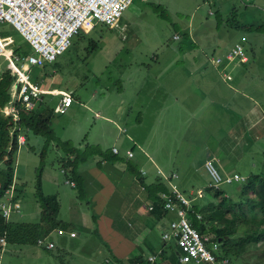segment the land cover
<instances>
[{
  "label": "rangeland",
  "instance_id": "374dc122",
  "mask_svg": "<svg viewBox=\"0 0 264 264\" xmlns=\"http://www.w3.org/2000/svg\"><path fill=\"white\" fill-rule=\"evenodd\" d=\"M210 1L211 4L209 0H150L144 3L136 0L124 12L118 26L109 28L98 23L91 31L76 34L71 46L59 56L57 69L51 63L46 67L17 64L29 75L31 82L42 88L74 91V106L65 116H56L52 124L62 140L71 136L72 144L79 147L78 155L84 158L80 166L86 160L94 165L101 156L102 160L107 158L133 167L134 172H145L143 177L147 183L157 177L164 180L163 175L176 174L178 178L174 176L172 182L179 184L187 195L191 191L194 194L203 191L204 197L196 198L193 204L197 203L201 210L207 206L204 212L212 214L213 198L207 189L210 176L204 166L211 154L219 157L217 168L223 175L237 172L246 177L251 174L264 177V0H214L216 5ZM214 7L213 13H209ZM252 25L254 28L249 29ZM0 26L3 36H12L15 40L11 50L23 49L36 55L10 23L1 22ZM242 36L250 61L237 67V72L235 69L224 72L225 76L232 77L225 79L217 71L215 61L224 57L226 50ZM92 40L97 43L96 49L88 47ZM0 67L9 68L4 57H0ZM16 85L18 83L8 92L12 101L18 97ZM45 98L55 105L60 100V96ZM1 112L4 113L3 109ZM96 112H102V117ZM104 116H111L116 122H107ZM19 137L20 147L26 140L22 143L25 136ZM31 138L30 145L37 147L34 142L37 136L32 134ZM39 139L42 147L37 154L29 152L27 146L21 149L14 176V182L25 190L19 213L27 217L22 221L29 223L41 218L40 204L35 196L45 141L41 136ZM114 146L127 147L128 156L129 152L135 156L114 154L113 149L118 152ZM56 148L59 150L50 144L45 150L46 162L55 167L61 195L64 197L66 191L77 194L64 174L68 167H64L61 153H66L61 147ZM4 168L0 164V169ZM159 170L163 175L158 174ZM237 186L226 188L228 198H237ZM136 188L141 196L146 193ZM124 191L122 187L117 192L105 214L99 208L101 199L96 196L88 209L97 226L95 231L81 229L86 245L76 249L96 264H108L107 258L113 260L110 264H114L117 257L128 258L130 235L140 229V216L135 218L129 212L133 195ZM42 192L44 196L56 193L54 182L44 179ZM86 199L79 200L83 214L90 204ZM138 202L143 203L142 212L147 214L145 199L139 197ZM63 204L60 214L70 219L68 201ZM174 218L172 215L165 219L166 225ZM250 224L249 230L253 227L259 231L257 226ZM149 228V235H139L142 248L148 245L157 251L164 247L166 251L160 260L165 261L164 264L177 263V258L171 257L174 249L164 246L158 228ZM59 236L61 234L52 232L56 241ZM31 246L36 255L29 259L27 253H20L16 264H45L47 252L53 254L48 251L52 249L47 250L45 246ZM76 249L69 263L57 261V264L90 261L82 257L74 260ZM13 254L12 250L7 253L4 261ZM39 257L45 261H38ZM237 263L264 264V243L249 245L243 259Z\"/></svg>",
  "mask_w": 264,
  "mask_h": 264
},
{
  "label": "built area",
  "instance_id": "2783aa9c",
  "mask_svg": "<svg viewBox=\"0 0 264 264\" xmlns=\"http://www.w3.org/2000/svg\"><path fill=\"white\" fill-rule=\"evenodd\" d=\"M136 0H0V23H10L21 36L34 49L36 55L28 54L23 49L11 50L15 44L12 36H3L0 26V57H4L9 63V68L19 77L20 85H16L18 97L16 101L10 100L2 109L6 115H12L18 120V102H21L27 109L34 110L36 101H42L44 95L60 96V100L55 105L57 115L65 114L74 102L71 91L52 88L45 89L37 83H33L26 75L21 66L25 64L33 66H44L52 63L64 54L71 46L72 38L81 31H91L98 23L106 24L112 28L118 23L124 12ZM148 2L150 0H139ZM213 2V1H212ZM211 4V1L209 2ZM214 4V3H213ZM244 40V38H243ZM20 48V47H19ZM228 58L237 63L247 62L248 56L243 43H236L228 54ZM222 59L218 57L217 63ZM220 72L223 68L220 66ZM2 71L0 67V72ZM230 79V76L224 75ZM20 138V137H19ZM22 143L25 139L22 138ZM117 152L116 149H114ZM118 153V152H117ZM129 152V156H132ZM219 158L216 154H211L205 161V169L210 176L208 187L213 190L238 185L241 188L246 177L240 173L223 175L217 168ZM165 177L169 182L173 177ZM171 183V182H170ZM171 194L163 193L165 209L175 215V218L168 225L163 226L162 241L166 245L175 243L178 248V260L176 264H219L218 255L221 251L220 244L212 235H202L192 224L189 211L196 198L203 196V191H191L188 195L179 190L175 184H171ZM237 189V187H236ZM22 208L17 196L14 184L8 188L0 201V215L6 220H10L14 213H19ZM151 209V207H150ZM201 218V214H197ZM58 234L66 231L58 227ZM75 231L70 232L71 237H75ZM8 240L6 232L0 236V264L3 260ZM37 245L45 246L47 249L55 248V243L48 240V236L38 239ZM164 251L160 248L156 253L152 252L147 256L146 264H163L160 260ZM227 259H223L221 264H226Z\"/></svg>",
  "mask_w": 264,
  "mask_h": 264
},
{
  "label": "trees",
  "instance_id": "16d2710c",
  "mask_svg": "<svg viewBox=\"0 0 264 264\" xmlns=\"http://www.w3.org/2000/svg\"><path fill=\"white\" fill-rule=\"evenodd\" d=\"M213 3L216 5L214 0ZM214 10L215 7L210 8L209 13H213ZM253 26L254 25L249 26V29L254 28ZM256 28L259 27L257 26ZM243 37L244 36H242L239 41H236L234 45L242 42L245 48ZM233 46L226 50L224 57H220L222 59L220 63L215 61L217 71L223 77V73L218 70L220 66L224 69L223 72L225 71L228 73L232 72L235 66L234 60L228 58V54ZM88 47L96 49V41H89ZM88 47L86 48L88 49ZM88 52L89 51H87V53ZM243 63L245 62H242V64ZM47 64L44 66L46 67ZM51 65H53L54 69H57L59 66L58 59L52 62ZM224 78L227 79L226 77ZM231 78L232 77H230V79ZM16 83L19 84L18 75L10 68L2 69L0 72V110L10 102L11 99L8 92ZM47 96H44L42 101H36L37 107L34 110L27 109L21 102L16 103L18 108V120H15L12 115H5L3 112L0 113V163L2 162L5 166L3 170L0 169V198H2L5 191L14 184L17 153L19 150V135L25 131L36 136H41L45 141L43 151L40 154L41 163L36 178V188L41 205L40 221L36 223L17 222L11 221V219L6 220L0 215V236L6 232L8 242L20 245L29 244L36 246L38 239L49 236L59 226L62 228L65 226L63 225V221L58 218L60 210L58 197L55 195L45 197L42 193L43 173L47 154L45 150L47 151L50 144L61 147L66 153L65 156L67 158H72L68 164V167H70V176L67 178V182L76 188L79 200L83 201L86 199L83 179L77 170V165L79 162L83 161L84 158L79 157V147L73 145L72 141L61 140L57 136L52 124L53 119L57 116L54 111L55 104H53L52 100L45 98ZM161 174L163 175V173ZM172 175H163L164 180L170 186L162 181V179L152 185H146L153 200V205H151L150 209L151 215L164 218L169 214L165 209V202L162 194H171L172 179L170 183L165 177H171ZM141 178L143 179L144 177L141 175ZM177 178L178 176H176V179ZM207 189L212 194L211 196L214 201H212L211 205L213 209L212 214L204 212L207 206L201 210V208H198L199 205L194 203L189 211L190 220L193 226L202 235H212L213 238L219 242L221 248L218 255L219 264H221L223 259L228 260L226 264H238L237 261L243 259V254L248 251L249 245L264 243V177H261L259 174L248 175L245 182L242 183L241 188L238 189L237 186L238 201L237 198H228L229 195L226 194V188L222 190H213L211 187H207ZM203 197L204 194L201 198ZM198 213L201 214V218L197 217ZM252 222H254V224ZM250 223L253 226H257L259 231H256L253 227L249 230L248 224ZM170 247L174 249L171 254L173 256L171 257H176L178 260L176 244L171 243ZM161 248L163 251H166L164 247ZM233 258L237 259V261H233ZM116 262L119 264H146L147 255H144V252L141 251L133 257L116 259ZM107 263L109 264L110 260H107ZM168 264H176V262H169Z\"/></svg>",
  "mask_w": 264,
  "mask_h": 264
},
{
  "label": "crops",
  "instance_id": "0c3cea01",
  "mask_svg": "<svg viewBox=\"0 0 264 264\" xmlns=\"http://www.w3.org/2000/svg\"><path fill=\"white\" fill-rule=\"evenodd\" d=\"M249 61H250V58H249ZM235 64H237V66ZM234 65L235 66L233 67V70L235 69L237 72V67H241L242 63H237L236 61H234ZM218 70H219V68H218ZM73 104L69 107V110L67 111V113H65L63 115H57V116H65L66 114H68V112L74 106ZM96 113H99L98 117H102V114H101L102 112H96ZM104 117H105V120L107 122H110V123L116 122L115 118H112L111 116H104ZM20 135L25 136L26 143L23 146L19 147V150L17 153V163L19 161V157H20V153L22 151L21 150L22 148L27 146L29 148V152H32L33 154H37L36 152H38V150H41V147H42V141H41V139H39V136H37V139H35V141H34L37 144V147H35V146L30 145V143L32 142V138H31L32 134L31 133L24 131ZM58 137L60 138V136H58ZM66 140L71 141L72 140L71 136L68 137ZM53 145L55 146L56 151H58L59 149L56 148V145L55 144H53ZM114 148H118V147L114 146ZM42 151H43V149H42ZM112 151L114 154H122L123 156L124 155L128 156L127 153L130 150H129V148L122 146L121 149L118 148V153H115L114 149ZM61 154L63 155V156H61V158L63 159V161H65V163L63 164L64 167L65 166L68 167V164L70 163L72 158H67L63 153H61ZM134 156H135V154L132 157H134ZM219 161H220V159H219ZM88 162H89V160H86L82 163L81 166L79 164H78L79 166L77 165V170H79V175L83 179L84 190H85V194H86L88 203H90L86 209L87 211H85V214H83L82 205H81L82 208L79 207V204H80L79 199H78L77 194L75 192L73 193L72 191H66V195H64V197L61 195L60 189L58 187V180H57L58 177L56 176L55 171H54L55 167L52 168L49 163L45 162L43 181H44V179H48L50 182H54V185L56 186V193H51V194H48L47 196L55 195L58 197V200L60 202V210H59L58 218L63 221V225H65L64 229L66 231L64 233V235L59 236V239L57 241L52 238V233L50 234L49 239H51L56 245H55V248L52 250L47 249L48 251H52L53 254H49L47 252L46 261H48V262H45V264H57V261H64L66 263H69V261H71L73 259L72 254L74 253V249H76L78 246L86 245V240L84 238H81V234H80L81 229H85L86 231H91L92 229H94V231H95V229H96L97 222L95 220V217H94V215H91L90 211L88 210L93 203L94 197L96 196V198L101 199L100 204H99V208L105 214L107 209L109 208L110 204L114 201L117 192L122 187L125 188L124 192L131 193L133 195L132 199L130 200V206L132 204L133 205L130 207L129 212L135 218L140 216V220H139L140 229H139V231L133 232L130 235L131 247H127V249L129 250V253L127 256L133 257V256L137 255L138 253H140L141 251H143L144 255H147V256L152 252L156 253L158 250L157 251L153 250V248H151L152 246L146 245L142 248L143 242L140 241L139 235H141V234L142 235H149V230H150L149 227H156V228H158V230L160 231V234L162 236L163 226L168 223L167 221H165V219L174 215V214L169 213L166 217L161 218V217L150 214V212H151L150 207H151V205H153V200L151 198L149 189L146 188V185L147 184L152 185L162 178L157 177L156 179H154V177H155L154 176L153 177L154 181L147 183L145 177L143 179L141 178V175L144 176L145 172L142 173L139 170H136L134 172L133 167L131 168V167L124 166L122 164H117V163H115L112 160H109L107 158L102 160L101 156H100V158H98L97 162L94 163V165H92L93 163H91V162L88 163ZM0 164H3V163L1 162ZM24 169L26 170L25 166H24ZM20 171L22 172V174H24L23 168H21ZM157 172H158V174L162 173L161 170H159ZM15 174H16V172H15ZM64 174L66 176V179L69 178L70 167H68L67 172ZM43 181H42V191H43ZM66 181H65V183H66ZM162 181H164L167 185H169L165 180L162 179ZM14 183H15V187H16L17 196H18V198H20L19 200L21 201L22 197L25 196V190H23V188H21L19 186L18 182H14ZM172 184H175V183L172 182ZM67 185H69V184H67ZM175 185H177V184H175ZM182 185H183V182H182ZM70 186L72 188H75L72 185H70ZM183 186H185V185H183ZM136 187H138V188L140 187L141 192L145 191L146 193H144L143 196H141L138 193V189ZM177 187L179 188V190L181 192H185V190H182L180 188L179 184L177 185ZM115 188H118V190L114 191ZM186 188H184V189H186ZM35 197H36L35 201L38 202V204H40L38 193L36 194ZM139 197H141V199L144 198L146 201L147 211H148L147 214H143V212H142L144 207L141 208L143 203L139 204V202H138ZM63 201L64 202L68 201V212L71 215L70 219H66L65 217H63L60 214L61 209L63 208V205H64ZM40 208H41V205H40ZM40 213H41V211H40ZM23 218H27V217H24L20 213H14L11 217V221L26 222V221H22ZM101 221H103V220H101ZM146 225H149V226L147 227ZM76 227H78V228H76ZM71 231H75L77 233V235L75 237H71L70 236ZM53 232H56L58 234L56 229ZM147 240L149 243L152 242V240L149 239V236H148ZM72 242H73V244H72ZM34 247H39V246L36 245ZM11 250L14 251L15 254H18V255L13 254V256L8 257L7 260L4 261L5 255L7 253L9 254L11 252ZM98 250H99V248H98ZM20 253H27L29 259L33 258V256L36 255L32 246L29 244L20 245L17 243L8 242V245L6 247V251H5L3 260L1 261V264H16L15 262L19 261V258H20L19 254ZM64 254H67V255H64ZM80 257H82L86 260H90V261H78L77 264H83V263H85V264H96V262L91 261L92 258H90L88 256L81 255L79 250L76 249L74 260H80ZM119 258L120 257H117V259H119ZM39 260L45 261V259H43L42 257H39L38 261ZM107 260L113 261L110 258H107ZM107 260H106V263H107ZM163 263H165V261ZM114 264H119V263L114 262Z\"/></svg>",
  "mask_w": 264,
  "mask_h": 264
}]
</instances>
